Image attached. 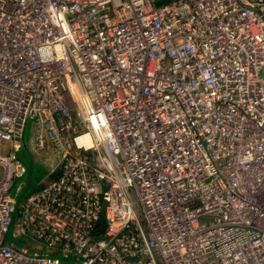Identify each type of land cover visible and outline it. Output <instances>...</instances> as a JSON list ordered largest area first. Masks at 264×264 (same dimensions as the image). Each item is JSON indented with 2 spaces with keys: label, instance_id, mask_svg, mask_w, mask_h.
I'll list each match as a JSON object with an SVG mask.
<instances>
[{
  "label": "built area",
  "instance_id": "obj_1",
  "mask_svg": "<svg viewBox=\"0 0 264 264\" xmlns=\"http://www.w3.org/2000/svg\"><path fill=\"white\" fill-rule=\"evenodd\" d=\"M158 1L0 0V264H264V0Z\"/></svg>",
  "mask_w": 264,
  "mask_h": 264
},
{
  "label": "rangeland",
  "instance_id": "obj_2",
  "mask_svg": "<svg viewBox=\"0 0 264 264\" xmlns=\"http://www.w3.org/2000/svg\"><path fill=\"white\" fill-rule=\"evenodd\" d=\"M159 2L160 1L155 0L156 4H158ZM32 126V121L27 122L23 145L25 143L29 144V142L27 141H29V138L31 136L33 128ZM33 151L34 152H29L28 147L27 149L22 148V153L20 157H18V159L25 165L27 171L22 177L14 180L13 186L10 191L11 199H16V209L19 208L20 204L26 201L27 197L36 192V190H38L46 180L51 179V174L47 172V166L49 164L55 163L57 158L56 154L53 151L52 154L48 157V153H45L47 150L41 152L35 151V149L33 148ZM101 217L103 219V214L101 215ZM5 240L7 243H10L13 240L17 244H22L24 246H27L28 248L30 246L26 238L12 237L11 229L6 234Z\"/></svg>",
  "mask_w": 264,
  "mask_h": 264
},
{
  "label": "crops",
  "instance_id": "obj_3",
  "mask_svg": "<svg viewBox=\"0 0 264 264\" xmlns=\"http://www.w3.org/2000/svg\"><path fill=\"white\" fill-rule=\"evenodd\" d=\"M30 139H31V137L29 138V141H27V142H29V144L28 143H25L24 145H22V147L20 148V150H19V157H20V155H21V151H22V148H24V149H27V147H28V149H29V152H34L33 151V146L31 145V142H30ZM52 152H53V150L52 149H48L45 153H48V157L52 154ZM39 153H41V152H39ZM45 153H43V154H45ZM54 164L55 163H53V164H49L48 166H47V172H49L50 173V170L53 168V166H54ZM55 174H53V175H51L52 177L54 176Z\"/></svg>",
  "mask_w": 264,
  "mask_h": 264
},
{
  "label": "bare ground",
  "instance_id": "obj_4",
  "mask_svg": "<svg viewBox=\"0 0 264 264\" xmlns=\"http://www.w3.org/2000/svg\"><path fill=\"white\" fill-rule=\"evenodd\" d=\"M43 53H44V50H43ZM21 111H25V108H20V107L17 108V106H15V107L9 112V114H10V116L15 117V116H17L18 114H20L19 112H21ZM89 133H90V132H89ZM78 142L84 144V139H78Z\"/></svg>",
  "mask_w": 264,
  "mask_h": 264
},
{
  "label": "trees",
  "instance_id": "obj_5",
  "mask_svg": "<svg viewBox=\"0 0 264 264\" xmlns=\"http://www.w3.org/2000/svg\"><path fill=\"white\" fill-rule=\"evenodd\" d=\"M103 227H104V220H101V222H100V229L102 230Z\"/></svg>",
  "mask_w": 264,
  "mask_h": 264
}]
</instances>
